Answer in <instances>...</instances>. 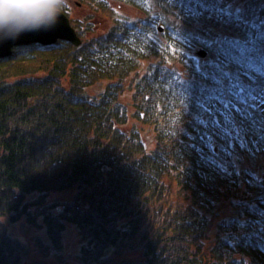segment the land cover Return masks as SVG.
Listing matches in <instances>:
<instances>
[{
  "label": "trees",
  "instance_id": "16d2710c",
  "mask_svg": "<svg viewBox=\"0 0 264 264\" xmlns=\"http://www.w3.org/2000/svg\"><path fill=\"white\" fill-rule=\"evenodd\" d=\"M74 1L90 8V18H112L111 35L101 37L104 46L97 47L100 39L96 42L84 35L88 49L93 45L92 55L98 58V73L112 84L101 86L97 79L89 81L90 96L96 94L92 89L97 85L103 92L98 91L102 96H94L89 103L91 115L86 120L73 103H68V108L63 105L64 112H56L66 129L80 139L88 133L86 144L62 147L58 138L51 142L49 137L45 143L51 152L38 154V163L22 157L18 168H0L8 183L7 190L0 191V204L16 189H26L27 183L42 194L78 189L77 201L73 200L69 208L51 207L50 214L43 213L42 205L49 202L45 195L41 204L26 210L24 217L30 219L41 209L37 223L41 221L56 232L52 238L55 245L61 241L62 246L69 224L75 226L80 241H85L91 251L89 261L81 248L83 264H138L144 257L151 259L149 264H162L149 254L157 249L166 260L177 264L178 256L170 251L181 248L190 252L189 264H236L231 254L240 256L241 263L237 264H264V56L253 54L247 44L253 35L257 36L254 41H264V24L249 20L254 0H245L240 12L228 7L235 1L228 4L222 0ZM255 1V6L264 9V0ZM115 2L137 9L142 17L131 19L116 8ZM209 21L214 27L230 25L235 41L229 36L219 37L210 29ZM159 24L165 25L164 34L158 32ZM198 47L209 50L205 61L194 55ZM42 50L36 45L17 48L14 56H25L21 58L29 63L23 65L25 71L41 73L54 63L46 58L49 52L42 54ZM73 51L80 62L91 64L85 51ZM78 76L83 77V72ZM7 84L14 87V95L26 101L18 92L22 89L27 94L23 85L15 80ZM107 102L112 105V115L124 113L122 117L108 114V129L90 136L96 120L93 108ZM133 114L138 119L130 127ZM146 114L154 121L149 126L137 125ZM14 122L13 117L0 118V160L13 158L5 150L10 138L18 139L41 126V120H32L22 129L23 135L15 136ZM43 125L42 130L52 131L46 121ZM144 134L151 135L152 142ZM121 136L127 141L115 144L114 139ZM64 139L67 144L74 142ZM135 142H142L138 151L133 148ZM96 146L103 150L94 151ZM157 148L167 159L165 182L140 176L141 165L161 168L160 161L155 163L160 156ZM106 160L108 167H103ZM116 173L120 183L115 182ZM171 174L189 178L202 196L187 193L178 197L174 188L169 192ZM154 192L157 197L152 198ZM85 193L90 195L85 197ZM145 195L148 201L143 210L134 214L135 202ZM169 205L178 213L186 208L196 226L185 227L177 215L165 222ZM3 212L0 209V222ZM207 234L220 235V241L210 243L208 251L202 253L200 245L205 246ZM189 237L195 251L185 247ZM19 246L15 239L10 246L0 240V264H12L21 252ZM139 247L137 254L135 248ZM54 249L57 253L61 250Z\"/></svg>",
  "mask_w": 264,
  "mask_h": 264
},
{
  "label": "bare ground",
  "instance_id": "6f19581e",
  "mask_svg": "<svg viewBox=\"0 0 264 264\" xmlns=\"http://www.w3.org/2000/svg\"><path fill=\"white\" fill-rule=\"evenodd\" d=\"M226 3H233L236 0H222ZM4 2H11V0H0V4ZM228 3V4H229ZM247 1L243 4L246 5ZM251 5L254 6L253 11L251 12V16H249V20H251L255 24H264V9L257 7V2L254 0L251 2ZM116 8L119 10L121 4L118 2H115ZM77 5H73L71 3H66L64 8L62 9L61 13L67 14V18L69 19V22L67 25H63L60 27L59 31L57 32L56 37L52 40L51 43L48 44H40L43 53H48L46 55V58L48 60H52L53 65L45 66V68L42 69L41 73L40 71L36 72H30L29 70H26V67H23L24 64H27L25 60H22L25 58V56H17L15 55L13 58L10 56L4 57L1 56L2 52L0 51V100L3 97V100L0 101V118L5 117H13L15 122L13 124L12 134L15 136H18L23 130L24 127L29 126L30 122L41 120V126L38 127L35 131H32L28 135L22 136L18 139L10 138L8 140V143L5 145V150L7 151V156H11L13 158H6L0 160V168L6 169L7 167H13L18 168L19 164L17 163L18 160H20L22 157H30L33 159V163H38L39 160L37 158V155L40 154L43 156L44 154H49L51 151H48L47 141H49V137L51 139V142L53 141V138L59 139L62 143V147H68V146H80L83 143L86 144V138L88 137V133H85L84 137L80 139L81 137L76 135L74 132H70L66 129L65 123L62 122L59 117L56 115V112L63 111L64 112V106L68 108V103H73L77 106H79L81 111V116L86 120L88 115H91L88 111L89 107L91 106L89 103L93 102V98L100 97L98 93L91 95L88 93V85L90 80L97 79L99 80L100 85L103 86L106 83L112 84V81H107L102 79L101 74H99V66H98V58L94 57L92 55L91 49L93 48V45L91 46V49H88L86 43L84 42V35L87 34L91 39L94 41L100 39V42L97 47L104 46L102 43L101 37L104 36H110V32L113 31L114 23L112 21V18L108 15H103L104 26H101V23L97 20V17L85 16V15H78L76 10ZM120 11V10H119ZM75 13V14H74ZM143 14V13H141ZM130 17V16H128ZM134 20V18L130 17ZM80 23H77V22ZM80 28L84 29V31L80 30ZM74 32L76 37L80 40V44L76 45L72 43L71 41L62 39L63 36H65L67 33ZM45 33V32H43ZM116 39V38H115ZM113 40V39H111ZM97 42V41H96ZM78 51H85L87 53V58L91 59V64L86 63L83 64L77 59V56L73 50ZM80 49V50H79ZM82 52L83 55L86 53ZM24 57V58H23ZM22 58V59H21ZM33 62V61H31ZM29 64V63H28ZM21 66V67H19ZM7 67V68H6ZM5 69H7V73H5ZM28 71V72H27ZM79 71L83 72V77H79ZM12 78H11V77ZM20 83L23 85L24 91L27 94H24L22 89H19L23 93V95L26 96V101H23L19 94L14 95L15 92L13 90V86L7 84V81H14ZM8 86V87H7ZM110 86V85H109ZM17 88V86H16ZM26 89H29L26 90ZM95 96V97H94ZM62 103H61V102ZM38 102L37 105L35 103ZM112 102V101H111ZM113 103V102H112ZM115 103V102H114ZM94 113L96 114V120L94 121L92 128H95L94 130L90 131V136H92V133L101 132L105 129H108L110 119L106 120V116L109 114L110 116H120L122 117L123 113H119L117 111L118 115H112L115 113H112V105L110 102L104 103V104H97L94 108ZM125 110V109H124ZM20 113V115H17ZM77 114L76 112H74ZM55 114V115H54ZM66 115V113H64ZM109 117V116H108ZM46 119V120H45ZM137 117L135 114H133L129 122L131 124L136 123ZM106 120V121H105ZM43 121H46L52 129V131H45L42 130ZM154 119L149 116L145 115V118L143 119V122L141 124H138L139 126H149ZM24 134L23 132L21 133ZM64 138L69 139L71 138L72 141H74L71 144H67L64 140ZM127 140L121 136L114 139L115 144H123ZM135 151H138L141 149L142 142H135L132 144ZM16 147L15 150H8L7 147ZM151 146V145H150ZM54 147V146H53ZM94 151H101L103 150L102 146H96ZM137 153V152H135ZM156 153L160 154L159 157L155 160V163L157 161H160L161 168L157 166H153L150 168L148 165H141V177L143 179H146V177L149 175L150 180H158L161 182L163 180L165 182V174L167 171V159L165 157L162 158V154H165L161 152L160 149H156ZM15 159V162H14ZM109 161L106 160L103 167L107 166ZM42 164V163H41ZM43 165V164H42ZM109 169V168H108ZM17 170V169H16ZM110 170V169H109ZM158 172H157V171ZM170 172V171H169ZM18 173V170H17ZM188 174L190 172L188 171ZM108 175V174H107ZM191 175H194L191 174ZM115 176V182L120 183V175L114 174ZM118 176V177H117ZM24 177V176H23ZM107 178V177H106ZM108 179V178H107ZM168 184H170L172 187H170L169 192H171V189H175V196L182 197L187 196V193L192 194H198L199 196H202L199 189L194 187L191 183V180L189 178L180 177L175 174H171L169 179L167 180ZM8 183L6 182V178L4 177V172L0 170V191L5 192L7 189ZM165 192V191H161ZM4 194V193H3ZM92 194H96L95 191H92ZM45 195H48L49 202L42 205V212L50 214L51 207H57L61 208L62 206H67L66 208L70 207V204H73L77 197L79 195V190L76 188L70 189L66 191L65 193H57L56 190H51L50 192L40 193L38 189H35L31 186V184L27 183V187L24 190H17L16 193H14L13 196H11L7 200H1L0 209L5 212L3 214L5 215L1 222H0V240L6 244L7 246H10L11 243L13 244L14 238L12 234L13 228L18 225L23 219L24 214L26 210L32 209L37 204H41L42 200L47 197ZM90 193H85V197L89 196ZM157 197L156 192L153 193L152 198ZM183 198V197H182ZM148 201V198H146V195L139 198L135 203L134 206V214H138L143 210L144 205ZM7 205L10 206L9 209H7ZM166 215L164 218L165 222L171 221L169 217H175L177 215V218L179 221L183 222L182 224L185 225V227L192 228L196 226L194 224L193 219L190 218L188 210L186 208H183L179 211L173 206L169 205L168 209L166 211ZM65 216H68L65 214ZM202 217L206 218L205 215ZM89 219V218H88ZM163 222V219L160 221ZM8 223V226L4 229L5 225ZM86 224V223H85ZM3 227V230H2ZM184 228V226H181ZM46 238L53 240V236L57 235L56 232L51 231L50 229L45 228ZM220 235L215 234H207L206 239L204 241H207L209 244H213L215 241L219 240ZM158 239H160V236H157ZM247 238V237H246ZM210 242H209V241ZM43 241V240H42ZM220 241V240H219ZM45 244V243H44ZM80 247L82 248L83 256L87 260H91V251L89 247H86L85 241L81 240L79 241ZM194 243L191 242L190 237L188 239V243L185 247L191 248ZM156 245V244H155ZM159 244L157 243V246ZM264 245V244H263ZM202 246L200 248V251L202 253H206L208 251L207 246ZM255 248H253L254 251ZM192 251H195L194 248H191ZM149 251V250H148ZM251 252V254L253 253ZM135 252L137 254H140V247L135 248ZM173 254H176L178 256V262L177 264H189L188 263V257L187 254H190L189 251L183 249L179 250H172L170 251ZM149 254L152 256L154 260L157 262H160L162 264H174L166 260L167 258L163 253H160L159 250H152L149 251ZM15 260L12 262V264H46L42 263V255L36 254L33 255L30 259L23 260V254L17 253ZM233 261L237 263H241V258L238 254H231ZM252 255H255L252 254ZM200 257V256H198ZM139 262H142L143 264H149L151 262V259H146V257L141 258ZM51 264V263H50ZM90 264H94L93 261H91ZM136 264V263H133ZM261 264V263H260Z\"/></svg>",
  "mask_w": 264,
  "mask_h": 264
},
{
  "label": "rangeland",
  "instance_id": "374dc122",
  "mask_svg": "<svg viewBox=\"0 0 264 264\" xmlns=\"http://www.w3.org/2000/svg\"><path fill=\"white\" fill-rule=\"evenodd\" d=\"M89 9L90 8L86 6L80 8L77 6L75 12L78 15L82 16L88 14ZM119 10L122 14L130 16L134 19L137 17H142V14H140L138 10L129 6L123 5L119 8ZM97 20L103 27L105 22L103 18L98 16ZM181 24L184 25L183 23ZM7 71L8 70L5 69V73H7ZM92 90L96 93H98V91H100L101 93L103 92L98 85ZM132 111L133 110L130 108V112ZM147 132L148 131H146L145 134H147ZM145 134L144 136H146V139L152 142V136ZM39 212H41V209L36 210V214H32V218L30 219L25 216L24 219L12 230L13 238L20 244L19 248L21 250V253L23 254V260L30 259L33 255L35 256L36 254H38L42 255V263L46 264H83L84 261L81 260V247L79 244L80 238L78 230L75 228V226L69 224L68 228H66L64 231L62 246L61 241H59L57 245H55L52 240L46 238V226H44L41 221L37 223V214ZM219 220L220 219H218V221ZM205 246L210 248L211 244L205 241ZM54 247L58 249L61 248V250L57 253L55 252Z\"/></svg>",
  "mask_w": 264,
  "mask_h": 264
},
{
  "label": "clouds",
  "instance_id": "9594fccd",
  "mask_svg": "<svg viewBox=\"0 0 264 264\" xmlns=\"http://www.w3.org/2000/svg\"><path fill=\"white\" fill-rule=\"evenodd\" d=\"M66 0H11L0 4V31L8 29L12 38L23 31L50 29L58 23Z\"/></svg>",
  "mask_w": 264,
  "mask_h": 264
},
{
  "label": "water",
  "instance_id": "95a60500",
  "mask_svg": "<svg viewBox=\"0 0 264 264\" xmlns=\"http://www.w3.org/2000/svg\"><path fill=\"white\" fill-rule=\"evenodd\" d=\"M68 22L69 19L67 18V16L62 13L59 16L58 23H56L54 27L47 30L40 29L36 31H23L17 38H12L13 34L10 33L7 28L3 31H0V51L2 52L1 56L4 57V54L5 57L10 56L12 54V50L15 47L51 43L52 40L56 37L60 27L63 25H67ZM62 39L71 41L76 45L80 44V40L76 37L74 32L67 33L65 36H63ZM197 55L200 58H205L207 56V52L205 50H200Z\"/></svg>",
  "mask_w": 264,
  "mask_h": 264
}]
</instances>
